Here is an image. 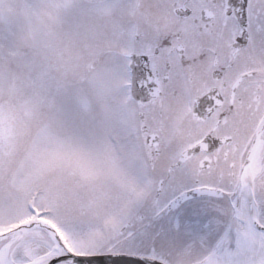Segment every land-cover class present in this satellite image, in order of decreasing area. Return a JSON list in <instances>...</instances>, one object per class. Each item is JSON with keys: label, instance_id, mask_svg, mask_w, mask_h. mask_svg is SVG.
Listing matches in <instances>:
<instances>
[{"label": "snow or ice", "instance_id": "obj_1", "mask_svg": "<svg viewBox=\"0 0 264 264\" xmlns=\"http://www.w3.org/2000/svg\"><path fill=\"white\" fill-rule=\"evenodd\" d=\"M0 264H264V0H0Z\"/></svg>", "mask_w": 264, "mask_h": 264}]
</instances>
